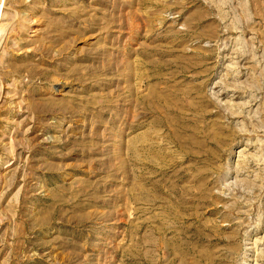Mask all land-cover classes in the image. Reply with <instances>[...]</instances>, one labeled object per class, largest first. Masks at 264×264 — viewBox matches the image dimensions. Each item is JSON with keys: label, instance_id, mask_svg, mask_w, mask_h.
Returning a JSON list of instances; mask_svg holds the SVG:
<instances>
[{"label": "rangeland", "instance_id": "1", "mask_svg": "<svg viewBox=\"0 0 264 264\" xmlns=\"http://www.w3.org/2000/svg\"><path fill=\"white\" fill-rule=\"evenodd\" d=\"M0 264H264V0H0Z\"/></svg>", "mask_w": 264, "mask_h": 264}]
</instances>
